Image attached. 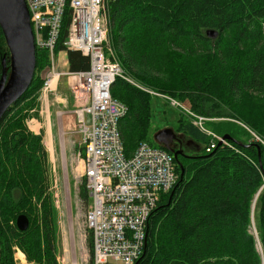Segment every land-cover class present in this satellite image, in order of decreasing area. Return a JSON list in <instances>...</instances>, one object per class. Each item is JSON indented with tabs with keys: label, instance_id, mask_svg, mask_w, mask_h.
<instances>
[{
	"label": "trees",
	"instance_id": "1",
	"mask_svg": "<svg viewBox=\"0 0 264 264\" xmlns=\"http://www.w3.org/2000/svg\"><path fill=\"white\" fill-rule=\"evenodd\" d=\"M106 15L110 44L121 66L145 87L168 92L179 101L188 99L195 114L209 119L224 118L227 111L235 114L233 106L243 105L247 94H257L264 117V0H114L108 3ZM70 19L67 8L54 55L66 53L69 72H84L90 68L89 57L64 45ZM228 38L236 48L224 49ZM228 50L243 65L222 83L223 93L217 96L221 99L216 100L200 82L189 87L187 62L206 61L196 56L199 54L213 56L222 64ZM175 51L194 54L176 75L185 83L180 92L167 88V80L159 77L163 66L155 60L162 52L170 55ZM10 63L0 26V89L8 80ZM50 65L49 50L36 47L32 84L0 121V264H17L15 248L29 264H58L47 149L42 134L31 133L26 124L28 119L38 118V93ZM204 67L211 74L215 69L210 62ZM111 95L128 109L119 123L126 157H132L143 142L174 157L171 150L149 140L152 96L147 91L117 79ZM224 97L233 105L222 100ZM33 109L36 114L32 116ZM252 117L244 119L250 133L244 129L242 134L235 124L207 122L213 133L228 136L231 145L220 144L210 153L206 149L212 137L189 117L182 123L180 131L192 145L189 152L175 150L181 152L175 159L177 182L153 212L136 264H264V145L253 136L264 140V122ZM79 199L87 211L91 199L86 183L80 185ZM21 215L30 221L24 232L16 225ZM88 234L92 251V231Z\"/></svg>",
	"mask_w": 264,
	"mask_h": 264
},
{
	"label": "built area",
	"instance_id": "2",
	"mask_svg": "<svg viewBox=\"0 0 264 264\" xmlns=\"http://www.w3.org/2000/svg\"><path fill=\"white\" fill-rule=\"evenodd\" d=\"M110 1L114 0H25L35 46L51 54L41 98L54 93L61 76H67L70 90L87 101L78 112V132L82 135L83 175L91 199L86 223L93 235V264H136L145 246L150 218L161 197L173 190L178 175L175 158L149 143H141L132 157L125 156L119 123L128 109L112 97L111 87L117 79L136 84L117 61L110 44L106 15ZM67 8L71 19L64 45L89 57L90 68L84 72L57 70L54 50ZM172 105L189 112L193 124L212 137L208 153L220 144L231 147L206 126L212 119L195 114L177 100H172ZM253 136L264 145L263 139Z\"/></svg>",
	"mask_w": 264,
	"mask_h": 264
},
{
	"label": "rangeland",
	"instance_id": "3",
	"mask_svg": "<svg viewBox=\"0 0 264 264\" xmlns=\"http://www.w3.org/2000/svg\"><path fill=\"white\" fill-rule=\"evenodd\" d=\"M229 47H233V49L236 48L230 38H228L227 47L224 49ZM231 52L232 51L228 50V53H225V60L222 64H219L213 56H201L196 54V56L206 61L186 63V83L189 87L196 81L200 82L203 86L207 87L212 94H214V98L216 100L221 99L217 96H221L223 93L222 83L226 81L232 71L243 65L241 60H238L231 55ZM187 53L188 52L182 53L181 51H175L170 55H166V53L162 52L158 55L157 59H155L160 61L159 63L163 66L159 77L163 78V80H167L166 86L171 91L180 92L185 87V83L179 81L180 79L176 78V75L181 72L182 64L188 58L194 56V54ZM115 57L119 62L116 52ZM206 62H210L214 65L215 69H213L212 74L205 69L204 64ZM61 64L63 65L64 61L60 62L58 59L56 62L57 68L58 66H61ZM59 69H57L59 72L66 71H60L61 69ZM45 77L46 73L45 76L43 75V78ZM132 79L134 83L138 85L137 87L145 89L152 96V120L149 129V140L158 145L160 141L165 138L169 144L168 146L174 150H176V148L173 144L178 141L182 146L181 148L188 151L189 147L192 145V140L184 136V134L180 131V126L182 123H186L188 121L187 115H189V112L181 108H174L172 105V100L179 101V98L174 97L173 95L171 96L168 92L145 87L135 78L132 77ZM67 81V76H61L58 87L54 92L55 94L49 93L48 97L49 104H51L52 100H55L54 95H56L57 92V98L61 93L60 98L63 97L67 100L66 104H61L62 108L59 109V114H57L58 116L56 115L58 110L57 105H52V125L55 132L54 150L50 152L47 151L49 183L48 194L51 197L56 212L55 256L58 264H93V249L92 251L90 250L87 242L89 235L88 231H90V229L87 226L86 217L90 207L87 211H85L82 208V204L79 199L80 185L85 183V177L83 175L84 149L82 147V135L78 132V112L84 107L86 101L76 97L70 88H68L69 84L67 85ZM72 93L75 95L77 102L75 101ZM40 98L41 91L38 93V101L40 105L39 110L37 111L38 118L32 117L26 121V124L31 133L42 134L43 145L45 146L44 132L35 133L34 130H37L38 127L37 124L32 121V119L40 118L42 101ZM225 99V97L222 98V100ZM179 102L184 105V108L193 111L192 105L188 99ZM226 103L233 105L228 99H226ZM242 104L243 105L240 106H233L235 114L231 111H227L224 113V118L213 117L212 121L208 122H228L238 126L241 134L244 132V129L250 133L251 130L247 127V123H245L244 119L248 120L246 118L253 116L251 120L254 119L256 121L258 120L264 122L260 95L249 93ZM36 108L38 109V107ZM34 114H36V112L33 109L31 111V115L33 116ZM231 115H236L237 118L233 119ZM245 137L246 136H243L241 139L244 140ZM181 140L184 142L181 143ZM253 231L256 234L254 215ZM259 250L261 249L259 248ZM15 251L14 256L17 264H29L27 260L24 263L19 261L16 258V254L20 250L15 248Z\"/></svg>",
	"mask_w": 264,
	"mask_h": 264
},
{
	"label": "water",
	"instance_id": "4",
	"mask_svg": "<svg viewBox=\"0 0 264 264\" xmlns=\"http://www.w3.org/2000/svg\"><path fill=\"white\" fill-rule=\"evenodd\" d=\"M21 24L24 25V33H18ZM0 26L7 43L10 53V73L6 84L0 89V121L6 112L22 98L32 84L34 72L36 69V46L35 36L30 23V12L25 0H0ZM216 37L215 33H208ZM28 58V65L25 67V59ZM12 85L11 93L3 100V95ZM224 139H229L226 136ZM169 150L174 153L177 159L180 151L175 152L169 147L164 138L160 141ZM262 190V189H261ZM259 191L258 195L260 194ZM257 195V196H258ZM17 227L24 232L30 227V221L25 215L17 219Z\"/></svg>",
	"mask_w": 264,
	"mask_h": 264
},
{
	"label": "crops",
	"instance_id": "5",
	"mask_svg": "<svg viewBox=\"0 0 264 264\" xmlns=\"http://www.w3.org/2000/svg\"><path fill=\"white\" fill-rule=\"evenodd\" d=\"M58 59L60 60V62L64 61V64L63 65L61 64V66H58V69L60 68L61 69V70L59 69L60 71L66 70V71H62V72H67L68 71L67 54L64 53V52L59 53V55L57 57V61H58ZM68 84L69 83L67 81V85ZM68 88H69V85H68ZM57 95H58V92H57L56 95H54L55 96V100H52L51 104H49V102H48V97L49 96H46L44 98H40V99H42V101H41L40 118L39 119H32V121L34 123H36L37 127H38V129L34 130V132L35 133L44 132V134H45L44 144H45L48 152L54 150V134H55V132H54V128H53V125H52V115H53L52 105L53 106L57 105V108H58V110L56 112V115H57V114H59L58 113L59 109L62 108L61 104H66L67 103L66 99H64L63 97L60 98L61 93L59 94L58 98H57ZM74 99L77 102L75 95H74ZM86 103H87V101H86ZM86 103L84 105H86ZM18 252H21V251H18Z\"/></svg>",
	"mask_w": 264,
	"mask_h": 264
},
{
	"label": "bare ground",
	"instance_id": "6",
	"mask_svg": "<svg viewBox=\"0 0 264 264\" xmlns=\"http://www.w3.org/2000/svg\"><path fill=\"white\" fill-rule=\"evenodd\" d=\"M18 33L20 34V35H23V33H24V25L23 24H21V27H19V29H18ZM28 65V58H26L25 59V62H24V66L26 67ZM11 88H12V85L9 87V89L5 92V94L3 95V100L4 99H6V97L12 92L11 91ZM217 120V119H216ZM88 191V190H87ZM258 197V196H257ZM257 197H256V199H255V202H256V200H257ZM257 235V234H256ZM16 258L19 260V261H21L22 263H24V262H26V259H25V255H24V253H22V252H17V254H16Z\"/></svg>",
	"mask_w": 264,
	"mask_h": 264
},
{
	"label": "flooded vegetation",
	"instance_id": "7",
	"mask_svg": "<svg viewBox=\"0 0 264 264\" xmlns=\"http://www.w3.org/2000/svg\"><path fill=\"white\" fill-rule=\"evenodd\" d=\"M182 142H184V141L181 140V143H182ZM173 145H174L175 148H177V149H180V148L182 147V146L180 145V142H178V141H177V142H174Z\"/></svg>",
	"mask_w": 264,
	"mask_h": 264
}]
</instances>
